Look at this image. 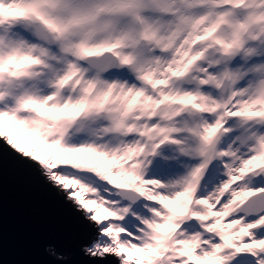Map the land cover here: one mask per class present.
<instances>
[{
    "label": "snow or ice",
    "instance_id": "1",
    "mask_svg": "<svg viewBox=\"0 0 264 264\" xmlns=\"http://www.w3.org/2000/svg\"><path fill=\"white\" fill-rule=\"evenodd\" d=\"M0 142L74 264H264V0H0Z\"/></svg>",
    "mask_w": 264,
    "mask_h": 264
},
{
    "label": "water",
    "instance_id": "2",
    "mask_svg": "<svg viewBox=\"0 0 264 264\" xmlns=\"http://www.w3.org/2000/svg\"><path fill=\"white\" fill-rule=\"evenodd\" d=\"M12 155L0 142V264H53L46 252L53 237L69 264L79 262L80 214L69 213Z\"/></svg>",
    "mask_w": 264,
    "mask_h": 264
}]
</instances>
